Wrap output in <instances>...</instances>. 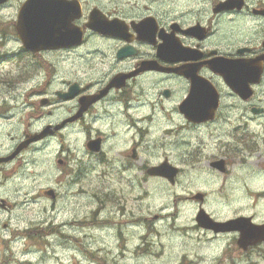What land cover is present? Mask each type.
<instances>
[{"label":"flooded vegetation","instance_id":"obj_1","mask_svg":"<svg viewBox=\"0 0 264 264\" xmlns=\"http://www.w3.org/2000/svg\"><path fill=\"white\" fill-rule=\"evenodd\" d=\"M61 3L69 6V26L82 33L81 40L57 49L24 50L38 79L42 74L26 92L28 105L37 109L43 123L23 130L19 139L12 137L0 157L13 154L31 135L66 123L25 145L14 159L1 162L0 173L6 166L28 164L29 153L44 152L55 139L56 185L80 184L97 174L109 180L119 177L139 192L150 178L176 186L183 175H209L218 178V192L227 195L238 185L232 169L241 162L249 170V181L243 180L241 189L253 191L258 186L264 191V184L253 183L256 174L264 175V0ZM97 20L103 22L102 29L96 27ZM49 58L68 65L50 83ZM29 66L22 77L29 76ZM68 94L72 97L66 98ZM63 109L66 112L57 116ZM66 133L75 136L72 146ZM162 165L164 174L149 173ZM41 192L49 200L60 195L54 186ZM190 192L182 200L196 204L194 229L212 239H225L221 254L264 256V219L255 214L217 216L208 209L212 193ZM125 200L122 197L115 205L122 213H127ZM13 207L0 197L2 211L11 213ZM201 210L216 220L251 217L263 225L257 229L258 240L246 244L240 240L241 230L201 227L197 222ZM2 227L15 237L8 222Z\"/></svg>","mask_w":264,"mask_h":264},{"label":"rangeland","instance_id":"obj_2","mask_svg":"<svg viewBox=\"0 0 264 264\" xmlns=\"http://www.w3.org/2000/svg\"><path fill=\"white\" fill-rule=\"evenodd\" d=\"M22 2L9 0L0 6L2 152L11 145L12 137L19 139L23 130L41 127L43 123L37 109L28 105L30 97L26 92L38 83L42 74L38 79L35 65L30 63L15 31ZM28 64L32 71L22 77ZM47 68L50 83L68 65L49 58ZM64 112L63 109L56 114L62 116ZM65 136L72 146L75 136L72 133ZM57 149L58 142L54 139L44 152L29 153L28 164L6 166L0 173V197L14 204L11 213L0 209V264H264V256L257 254H221L226 240L212 239L194 229L196 204L182 200L190 190L209 192L213 196L208 209L217 216L255 214L264 219V191L258 186L253 191L241 189L243 180L249 181V170L241 162L234 166L236 171L232 169L238 188L227 190V195L218 192V178L209 175H183L176 186L150 178L148 186L137 192L125 186L119 177L109 180L97 174H91L80 184L56 185ZM256 175L253 183L264 184V175ZM46 186L59 189L56 200L41 195ZM108 188L112 191H107ZM122 197L126 198L127 213L115 208ZM6 222L15 237L4 231L2 225Z\"/></svg>","mask_w":264,"mask_h":264},{"label":"water","instance_id":"obj_3","mask_svg":"<svg viewBox=\"0 0 264 264\" xmlns=\"http://www.w3.org/2000/svg\"><path fill=\"white\" fill-rule=\"evenodd\" d=\"M6 0H0V4ZM70 8L67 4H62L61 0H26L19 11L16 22V31L22 40L24 47L28 50L38 52L46 49H57L68 47L80 41L82 33L72 29L69 26ZM99 14V12H98ZM96 27L102 29L103 22L95 23ZM92 26L93 23H92ZM66 98L72 97V94L65 95ZM72 121V118L69 119ZM66 123V122H65ZM64 122L56 127L49 126L40 133L31 135L27 142L22 143L18 149L8 157L0 158V162L9 161L16 157L25 145L43 139L53 128L58 130L62 128ZM223 162L218 163L219 166ZM166 166L153 167L149 170L151 174H164ZM174 173L170 175L173 177ZM53 195V190L47 192ZM197 222L200 226L213 229L216 232H228L241 230V242L250 243L258 240L257 229H262L263 225H257L252 222L251 217L240 216L226 221L214 219L207 211L201 210L197 216ZM248 230L243 229V225L248 223Z\"/></svg>","mask_w":264,"mask_h":264}]
</instances>
